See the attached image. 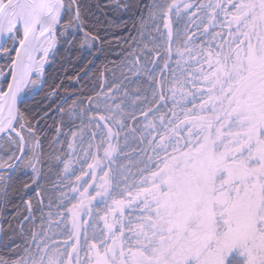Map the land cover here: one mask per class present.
<instances>
[{
  "label": "snow or ice",
  "instance_id": "snow-or-ice-1",
  "mask_svg": "<svg viewBox=\"0 0 264 264\" xmlns=\"http://www.w3.org/2000/svg\"><path fill=\"white\" fill-rule=\"evenodd\" d=\"M0 264H264V0H0Z\"/></svg>",
  "mask_w": 264,
  "mask_h": 264
}]
</instances>
